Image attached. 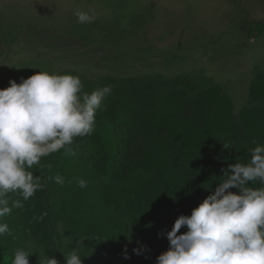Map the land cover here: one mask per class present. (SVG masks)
<instances>
[{"label": "trees", "instance_id": "16d2710c", "mask_svg": "<svg viewBox=\"0 0 264 264\" xmlns=\"http://www.w3.org/2000/svg\"><path fill=\"white\" fill-rule=\"evenodd\" d=\"M117 25L122 30L104 34L97 46L109 65H93L95 72L86 74L58 63L55 75L78 76L81 95L104 87L111 92L96 110L90 135L28 169L42 185L33 197L23 201L18 192L5 197L9 207L17 199L23 207L0 217L10 230L0 236V264H12L17 250L29 253V264H38L42 254L66 264L74 248L81 264L98 262L106 250L117 259L129 225L153 232L163 228L166 216H190L226 178L229 165L247 164L250 150L264 146V67L253 66L247 102L236 112L213 76L171 71L188 54L131 42L123 34L127 27ZM74 35L82 48L95 45L89 36ZM52 39L58 38L44 41ZM57 175L63 185L53 179ZM81 179L87 187H79ZM163 252L150 245L136 264H156Z\"/></svg>", "mask_w": 264, "mask_h": 264}, {"label": "rangeland", "instance_id": "374dc122", "mask_svg": "<svg viewBox=\"0 0 264 264\" xmlns=\"http://www.w3.org/2000/svg\"><path fill=\"white\" fill-rule=\"evenodd\" d=\"M76 11L95 19L79 23ZM117 24L127 27L123 34L131 42L134 38L133 42L174 53L179 48L188 54L171 71L198 70L213 76L236 112L247 102L253 66L264 67V0H0V90L9 87V81L20 84L38 71L55 75L60 64L64 69L76 66L86 74L95 72L93 65H109L97 46L104 34L118 29ZM74 33L83 40L89 36L96 46L82 48L71 38L76 37ZM54 36L69 46L64 48L58 39L44 41ZM155 64L162 70L159 59ZM177 218L164 217L163 228L153 232L129 225L117 259L106 250L93 264H136L153 244L167 251L166 234ZM186 231L182 227L177 234Z\"/></svg>", "mask_w": 264, "mask_h": 264}, {"label": "clouds", "instance_id": "9594fccd", "mask_svg": "<svg viewBox=\"0 0 264 264\" xmlns=\"http://www.w3.org/2000/svg\"><path fill=\"white\" fill-rule=\"evenodd\" d=\"M75 15L82 24L95 19L83 11ZM110 92L104 87L81 95L78 76L40 71L20 84L9 81V87L0 90V217L23 207L20 199L9 207L5 199L9 193L18 192L27 201L42 187L40 178L28 169L94 131L96 110ZM223 176L190 216L175 220L166 234L168 250L156 258V264H264V146L250 150L247 164L229 165ZM53 179L63 185L61 176ZM256 181L262 186H249ZM78 184L87 187L83 179ZM229 189H237L238 194ZM182 227L187 231L178 235ZM5 234H10L9 227L0 223V236ZM29 257L17 250L12 264H29ZM64 258L66 264L82 261L75 248ZM38 264L58 261L44 256Z\"/></svg>", "mask_w": 264, "mask_h": 264}]
</instances>
